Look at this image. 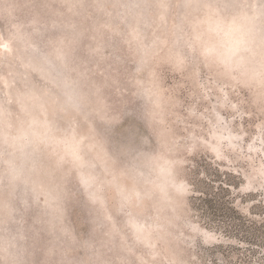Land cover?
Returning a JSON list of instances; mask_svg holds the SVG:
<instances>
[{"label":"rangeland","instance_id":"obj_1","mask_svg":"<svg viewBox=\"0 0 264 264\" xmlns=\"http://www.w3.org/2000/svg\"><path fill=\"white\" fill-rule=\"evenodd\" d=\"M20 1L0 0V264H264V0H145L146 38L100 31L94 96L62 71L85 50L26 35L70 1Z\"/></svg>","mask_w":264,"mask_h":264},{"label":"trees","instance_id":"obj_2","mask_svg":"<svg viewBox=\"0 0 264 264\" xmlns=\"http://www.w3.org/2000/svg\"><path fill=\"white\" fill-rule=\"evenodd\" d=\"M23 1L32 2L34 0H21L16 4H6L7 9L14 11H18V7L21 6ZM71 4L70 10H66L67 6L63 11L55 10L52 4H40L37 8V12L40 13V16L47 17L46 22H37L36 14L31 16L29 23H33L34 27L27 30V37H35L39 38L42 44V50H40L41 55L44 57L48 56V51L52 49L57 43H62L64 46L69 48H79L85 50L84 53H76L69 57V61L66 63L67 66L62 68L63 73L70 77L73 81V85L78 84L79 88L82 89L84 93H87L89 96H94L99 93L102 89V86L99 82H94L93 79L87 78L86 72L83 70V64H89V62L94 58V53L92 50H95L98 44H107L109 41V36H102L100 31L103 29V26L108 24H117L120 20H124L127 27H131L133 25V18H139V26L142 27L144 31V35L142 39L146 36L145 32L148 25V19L144 20L150 12V8L145 4V0H126L123 2H117L119 5V9L116 11L111 10L109 12H103V1L104 0H68ZM232 1V0H231ZM68 4V3H67ZM83 6V8H81ZM123 6L127 8V10H123ZM87 9L86 15H88V19L86 21L85 26H83L82 20L85 18V10ZM8 10V11H9ZM264 12V8H263ZM91 13V15H90ZM147 14V15H146ZM130 31V30H129ZM128 31V32H129ZM127 32V33H128ZM135 32V31H134ZM138 43L143 44V40L135 37ZM146 38V37H145ZM98 44H97V43ZM96 43V44H95ZM158 44L157 38H149L145 45L142 46L143 53H149L152 50L153 45ZM178 46L181 48L180 40H177ZM152 46V47H151ZM156 46V47H157ZM73 50V49H72ZM76 50V49H75ZM74 51V50H73ZM78 52V50L74 51ZM173 52V49H172ZM121 55H118V58H121ZM150 57H145L143 62H150ZM51 64V63H50ZM86 87V88H85ZM71 90H75V88H71ZM93 98V97H91ZM102 103L103 100L100 99ZM219 103V102H217ZM147 111V109H143ZM143 119L148 121V112H143ZM39 155V153L35 151L34 157ZM39 162V161H38ZM41 164V163H40ZM10 171L12 168L10 167ZM65 179H67V174H64ZM26 179V178H25ZM143 182V181H142ZM200 194L203 192L199 191ZM21 195H29L30 190L28 188H24L20 192ZM31 196V195H30ZM32 197V196H31ZM65 197V196H64ZM25 199V198H24ZM208 205H212V201H209ZM40 212H33V216H36ZM42 227L37 225H32L30 230H27L33 237L34 241L38 244L40 243H48L47 249L50 250L52 254H57V252L61 249V245L65 243L67 240H56L51 238L44 242L41 232ZM46 249V253L48 252ZM97 252H95L96 254Z\"/></svg>","mask_w":264,"mask_h":264}]
</instances>
